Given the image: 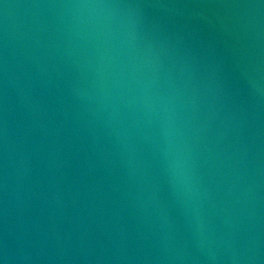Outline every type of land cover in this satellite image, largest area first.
Listing matches in <instances>:
<instances>
[{"label":"water","instance_id":"95a60500","mask_svg":"<svg viewBox=\"0 0 264 264\" xmlns=\"http://www.w3.org/2000/svg\"><path fill=\"white\" fill-rule=\"evenodd\" d=\"M0 264H264V0H0Z\"/></svg>","mask_w":264,"mask_h":264}]
</instances>
